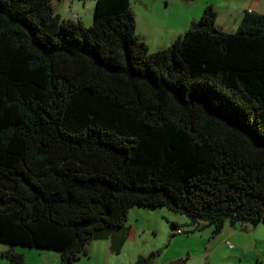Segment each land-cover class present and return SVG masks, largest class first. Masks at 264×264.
Masks as SVG:
<instances>
[{
  "label": "trees",
  "instance_id": "16d2710c",
  "mask_svg": "<svg viewBox=\"0 0 264 264\" xmlns=\"http://www.w3.org/2000/svg\"><path fill=\"white\" fill-rule=\"evenodd\" d=\"M199 25L151 52L130 0H96L90 27L0 0V243L120 253L133 206L264 223V14L230 33L209 6Z\"/></svg>",
  "mask_w": 264,
  "mask_h": 264
},
{
  "label": "rangeland",
  "instance_id": "374dc122",
  "mask_svg": "<svg viewBox=\"0 0 264 264\" xmlns=\"http://www.w3.org/2000/svg\"><path fill=\"white\" fill-rule=\"evenodd\" d=\"M53 9L62 19H78L90 27L94 22L96 0H51ZM136 18V33L151 52L170 47L194 24L200 22L205 10L212 6L217 12V25L234 33L245 12L264 14V0H130ZM178 221L179 228L173 223ZM126 227L130 234L120 253L112 251L109 239L93 240L89 253L74 264H136L147 258L152 264H264V223L233 226L227 221L219 233L204 223L201 229L188 216L166 207L133 206ZM182 229L184 233L178 234ZM233 244V247L229 246ZM13 250L24 256L23 264H60L55 251L15 245L13 249L0 243V264H11L5 253ZM44 254L55 257L53 263Z\"/></svg>",
  "mask_w": 264,
  "mask_h": 264
},
{
  "label": "crops",
  "instance_id": "0c3cea01",
  "mask_svg": "<svg viewBox=\"0 0 264 264\" xmlns=\"http://www.w3.org/2000/svg\"><path fill=\"white\" fill-rule=\"evenodd\" d=\"M218 27H220L219 25H217ZM221 28V27H220ZM224 30V29H223ZM175 223L179 224L180 223L178 221H175ZM45 255V260L49 263H53L56 259L55 257L51 256V254H44ZM57 261V260H56Z\"/></svg>",
  "mask_w": 264,
  "mask_h": 264
},
{
  "label": "built area",
  "instance_id": "2783aa9c",
  "mask_svg": "<svg viewBox=\"0 0 264 264\" xmlns=\"http://www.w3.org/2000/svg\"><path fill=\"white\" fill-rule=\"evenodd\" d=\"M177 233H178V234H181V233H184V231H183L182 229H178V230H177ZM229 246H230V247H233V244L229 243Z\"/></svg>",
  "mask_w": 264,
  "mask_h": 264
},
{
  "label": "water",
  "instance_id": "95a60500",
  "mask_svg": "<svg viewBox=\"0 0 264 264\" xmlns=\"http://www.w3.org/2000/svg\"><path fill=\"white\" fill-rule=\"evenodd\" d=\"M199 27H200V25H198V24H194L192 28L197 29V28H199Z\"/></svg>",
  "mask_w": 264,
  "mask_h": 264
},
{
  "label": "flooded vegetation",
  "instance_id": "af4514ba",
  "mask_svg": "<svg viewBox=\"0 0 264 264\" xmlns=\"http://www.w3.org/2000/svg\"><path fill=\"white\" fill-rule=\"evenodd\" d=\"M197 24L199 25V22Z\"/></svg>",
  "mask_w": 264,
  "mask_h": 264
}]
</instances>
